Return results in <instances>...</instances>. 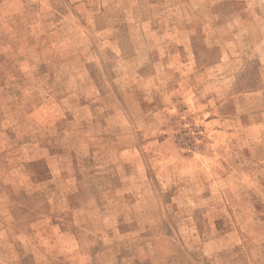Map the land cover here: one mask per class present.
<instances>
[{"label":"rangeland","instance_id":"374dc122","mask_svg":"<svg viewBox=\"0 0 264 264\" xmlns=\"http://www.w3.org/2000/svg\"><path fill=\"white\" fill-rule=\"evenodd\" d=\"M0 264H264V0H0Z\"/></svg>","mask_w":264,"mask_h":264}]
</instances>
